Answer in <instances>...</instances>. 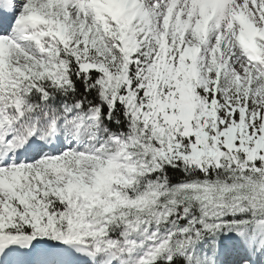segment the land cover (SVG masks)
Wrapping results in <instances>:
<instances>
[{
    "label": "snow or ice",
    "instance_id": "obj_1",
    "mask_svg": "<svg viewBox=\"0 0 264 264\" xmlns=\"http://www.w3.org/2000/svg\"><path fill=\"white\" fill-rule=\"evenodd\" d=\"M0 264H264V0H0Z\"/></svg>",
    "mask_w": 264,
    "mask_h": 264
}]
</instances>
